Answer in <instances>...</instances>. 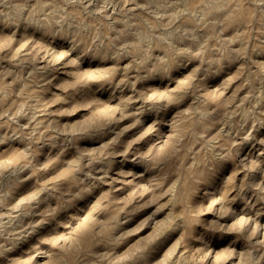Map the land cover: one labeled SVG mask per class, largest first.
Wrapping results in <instances>:
<instances>
[{"label":"rangeland","instance_id":"1","mask_svg":"<svg viewBox=\"0 0 264 264\" xmlns=\"http://www.w3.org/2000/svg\"><path fill=\"white\" fill-rule=\"evenodd\" d=\"M263 135L264 0H0V264H264Z\"/></svg>","mask_w":264,"mask_h":264},{"label":"bare ground","instance_id":"2","mask_svg":"<svg viewBox=\"0 0 264 264\" xmlns=\"http://www.w3.org/2000/svg\"><path fill=\"white\" fill-rule=\"evenodd\" d=\"M133 98H134V97H133ZM135 100H136V99H135ZM131 102H132V101H131ZM139 102H140V101H139ZM146 103H147V102H146ZM134 105H135V104H134ZM147 105H148V104H147ZM143 111H144V110H143ZM150 113H151V112H150ZM263 136H264V135H263ZM103 182H104V181H103ZM87 227H88V224H85V227H84V228L86 229ZM19 238H21V237H19ZM87 238H88V237L85 236V239H86V240H87ZM15 242H16V241H15ZM16 243H17V242H16ZM16 243H15V244H16ZM37 260H38V259H37ZM38 261H39V260H38ZM39 264H40V263H39Z\"/></svg>","mask_w":264,"mask_h":264}]
</instances>
